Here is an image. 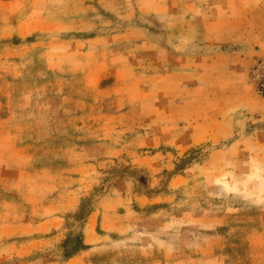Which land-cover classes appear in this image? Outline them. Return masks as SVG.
<instances>
[{
    "label": "rangeland",
    "instance_id": "374dc122",
    "mask_svg": "<svg viewBox=\"0 0 264 264\" xmlns=\"http://www.w3.org/2000/svg\"><path fill=\"white\" fill-rule=\"evenodd\" d=\"M213 2L0 0V264H264V52L239 106L168 71L199 20L263 51L264 0Z\"/></svg>",
    "mask_w": 264,
    "mask_h": 264
},
{
    "label": "crops",
    "instance_id": "0c3cea01",
    "mask_svg": "<svg viewBox=\"0 0 264 264\" xmlns=\"http://www.w3.org/2000/svg\"><path fill=\"white\" fill-rule=\"evenodd\" d=\"M174 4V2H173ZM210 5H213L214 7H217L218 0H214L213 3H210ZM144 15L148 16L150 20H159V16H161V12L157 9L148 10L147 12H144ZM90 18L88 16L84 17L85 21H88ZM200 23H202V26H194L193 24H188V26H184V37L182 39V45L186 47H191V44L194 42V35L197 33L195 32L197 30L199 33V40L196 41L199 42V51L196 56L184 54L181 53L180 55L171 54V52H167V61L169 72H181L186 75H190L189 72H192V74H196L193 69H189V71L183 69L185 68V65L183 68H180V63H189L190 64H198L199 68L197 72L198 79L200 82L198 83L199 91L201 93H210L213 95L221 94L222 95V89L224 86V81L229 80L228 84H225V86L230 87L228 90V94L234 96L233 94L237 95L235 96V100L238 102H235L236 106H239L241 98H239V85H238V76L233 73V63L230 62V69L229 66L226 64V60L232 59L233 61H241L244 60L246 55L249 56H256L261 54V52H264V45L263 51L262 49L255 50V47L253 46H244L245 48H239L238 46H235L234 49H230L228 51H222V47L227 46L231 47L234 45H239L240 43L235 42L237 41V34L240 29V26H206L205 21L199 20ZM78 29L82 32L86 33H92L94 32V28L96 26H77ZM154 26H142L140 30L145 31L147 28H151ZM164 27V26H163ZM168 31H171L172 29L175 30L176 26H166ZM89 38H95V36H90L86 39V43H84L86 46H89L92 39ZM105 38V37H104ZM152 43H148V41H141V46H147L150 45L152 48H156L153 50L158 49V45H155L153 41ZM264 42V41H263ZM264 44V43H263ZM246 50V51H245ZM179 61V62H178ZM225 61V62H224ZM174 64V67L172 65ZM177 65V66H175ZM233 68V69H232ZM174 69V71H172ZM176 69V70H175ZM234 75V76H233ZM193 77V76H192ZM213 78V79H212ZM221 87L220 92L214 91V88ZM213 90V92H212ZM211 91V92H210ZM238 91V93H236ZM233 99V98H232ZM245 109V107H242ZM248 111L252 110V108L248 107ZM264 111V110H263ZM255 113V112H254ZM257 113V112H256ZM255 115H259L258 118H255ZM252 123H259L261 121H264V113L258 112L257 114H253L252 116ZM233 125V124H232ZM254 128H256V124H254ZM252 233H250V236L246 234L244 241L248 244H251ZM120 240V239H119Z\"/></svg>",
    "mask_w": 264,
    "mask_h": 264
},
{
    "label": "built area",
    "instance_id": "2783aa9c",
    "mask_svg": "<svg viewBox=\"0 0 264 264\" xmlns=\"http://www.w3.org/2000/svg\"><path fill=\"white\" fill-rule=\"evenodd\" d=\"M250 78L255 93L264 97V56L256 58L250 68Z\"/></svg>",
    "mask_w": 264,
    "mask_h": 264
}]
</instances>
